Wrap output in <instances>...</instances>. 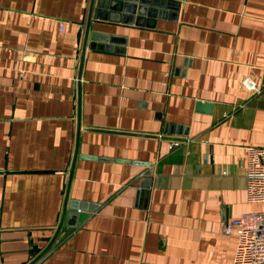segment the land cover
I'll list each match as a JSON object with an SVG mask.
<instances>
[{
	"label": "crops",
	"instance_id": "0c3cea01",
	"mask_svg": "<svg viewBox=\"0 0 264 264\" xmlns=\"http://www.w3.org/2000/svg\"><path fill=\"white\" fill-rule=\"evenodd\" d=\"M88 3L0 0V264L59 221L78 82L68 198L87 210L36 264H231L222 227L258 208L244 147L264 146V0L107 1L78 79Z\"/></svg>",
	"mask_w": 264,
	"mask_h": 264
},
{
	"label": "built area",
	"instance_id": "2783aa9c",
	"mask_svg": "<svg viewBox=\"0 0 264 264\" xmlns=\"http://www.w3.org/2000/svg\"><path fill=\"white\" fill-rule=\"evenodd\" d=\"M243 82L249 88L254 87L249 78ZM177 144L171 142L172 146ZM244 148L246 202L258 208L230 219L224 223L222 232L236 237L231 264H264V146L248 144Z\"/></svg>",
	"mask_w": 264,
	"mask_h": 264
},
{
	"label": "water",
	"instance_id": "95a60500",
	"mask_svg": "<svg viewBox=\"0 0 264 264\" xmlns=\"http://www.w3.org/2000/svg\"><path fill=\"white\" fill-rule=\"evenodd\" d=\"M107 1L111 2V6H116L117 8L120 6V4L123 5L122 0H89L88 3V10H87V18H86V23H85V29H84V35H83V42H82V47H81V55H80V61H79V68H78V74L77 78L79 79L81 76V67L83 63V54L85 52L86 48V42L88 39V32L90 29V24L93 19H105L104 11L105 8L107 7ZM113 1L115 4H113ZM93 37L91 38V42L93 43ZM91 45V43H90ZM197 105L202 108L210 109L211 108V103H205L203 104L201 101H197ZM79 130H80V89H79V82H78V95H77V133H76V139H75V151L73 154L70 170H69V176L67 180V185L65 189V197L63 201V206H62V211L61 215L59 218V221L54 229V232L48 241V243L45 245V247L39 251V253L32 258L28 263L26 264H36L37 260L50 248V246L53 244L55 241L59 231L61 230L62 227H74L76 225V220L77 217L82 214V211L87 210L85 208V203L71 199L69 200L68 195H69V187L71 183V178L73 174V167L75 164L76 157L78 155L77 149H78V140H79ZM80 157H87V158H93L91 155H79ZM138 162V161H135ZM146 181L144 182V187H148L150 183V179L147 178L145 179ZM74 219V220H73Z\"/></svg>",
	"mask_w": 264,
	"mask_h": 264
}]
</instances>
